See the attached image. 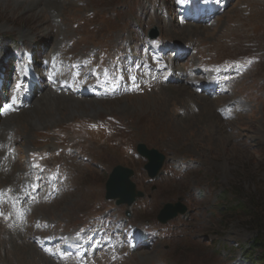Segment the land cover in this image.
<instances>
[{"label":"rangeland","instance_id":"1","mask_svg":"<svg viewBox=\"0 0 264 264\" xmlns=\"http://www.w3.org/2000/svg\"><path fill=\"white\" fill-rule=\"evenodd\" d=\"M139 1L0 0V264H249L264 236V0ZM43 86L97 112L30 122ZM141 142L166 155L156 178ZM119 164L131 207L106 199Z\"/></svg>","mask_w":264,"mask_h":264},{"label":"water","instance_id":"2","mask_svg":"<svg viewBox=\"0 0 264 264\" xmlns=\"http://www.w3.org/2000/svg\"><path fill=\"white\" fill-rule=\"evenodd\" d=\"M157 35L156 31L151 34L152 37ZM137 151L148 160L144 166L148 175L151 178H156L164 166L166 155L157 148H149L142 142L137 145ZM134 174V169L122 164L116 165L110 172L106 182V199L115 200L117 205L126 204L131 207L138 198L144 197V192L137 188L136 183L132 179ZM188 209L183 199L179 198L174 203H165L160 209L157 219L160 223L166 224L179 215L186 214ZM127 215L130 216L131 212L127 211Z\"/></svg>","mask_w":264,"mask_h":264},{"label":"bare ground","instance_id":"3","mask_svg":"<svg viewBox=\"0 0 264 264\" xmlns=\"http://www.w3.org/2000/svg\"><path fill=\"white\" fill-rule=\"evenodd\" d=\"M47 2V0H31V2H29V5L27 6V9L28 10H37V11H42L43 9L41 8V3L42 2ZM139 1V0H138ZM211 1V2H210ZM141 2V1H139ZM190 2L192 3L191 4V7H190ZM196 2L197 0H185V5H187L186 9L188 10H192L194 8V6H196ZM205 4L202 5L200 8L201 12L205 13V11H208V15H211V13H215L217 12L218 9V6L217 5H214L212 3V0H205L204 1ZM141 4V3H140ZM144 5V4H143ZM45 7V6H44ZM24 9V7L22 8ZM186 10V11H187ZM58 12V11H57ZM200 12V11H199ZM36 13V12H35ZM43 13V12H42ZM41 13V14H42ZM190 13V12H189ZM40 15V14H39ZM38 15V16H39ZM154 15V18L156 17L155 14H152ZM43 19V18H41ZM159 19L161 20L162 18L159 17ZM183 19H189L188 15L185 17H183ZM45 20V19H43ZM44 22V21H43ZM178 22H182L181 20H178ZM42 28L45 30V31H48L49 30V27L46 26L45 24H43ZM198 28V27H197ZM188 29V28H187ZM186 29V30H187ZM195 29V28H194ZM200 29V28H199ZM193 31V29H192ZM192 31H183L181 33V35H185V36H188L189 34L190 35H196V31L192 33ZM32 35V32L31 30H25V31H22V35L23 37L25 38H29L30 36ZM69 84V83H68ZM47 86H43V90H42V97L40 99H35V101L37 102V106H42L44 105V111L42 113L40 112H37L36 109H29L27 111V114L25 115V119L27 118L30 122H34L36 123L37 125L39 126H45V125H48L52 122H55V121H64L67 120L69 117H71L72 115L74 116L75 114H78L82 111V108L85 109V111H91L92 113H96L97 112V109L94 108V105L92 107V105L88 104L86 101H75V100H72V99H62V100H59V99H56V98H52L50 97V90H45ZM68 88V86H67ZM69 89V88H68ZM63 92H66V89H63L62 93ZM80 91H78L77 93H79ZM171 92V91H170ZM178 92L180 93H187L186 92V87H179L178 88ZM75 93V92H74ZM200 97V96H199ZM202 98V107H204L205 109V112H208L209 114H211L209 111L211 109H213V102L209 100V98L205 97H200ZM170 101V100H169ZM155 103V102H154ZM93 104H95V106H99L101 107V104L100 102H93ZM148 104V103H147ZM159 107L162 108L161 104L158 103ZM19 105V104H18ZM103 105V104H102ZM43 107V106H42ZM82 107V108H81ZM86 107V108H84ZM102 108V107H101ZM13 110V107H11L8 111H11ZM213 112V111H212ZM213 115V114H212ZM210 117V116H209ZM205 120V119H204ZM8 121V119H7ZM5 122V121H4ZM2 123V122H1ZM69 125V124H68ZM4 127V126H3ZM5 127H8L7 124ZM3 130V129H2ZM5 130V129H4ZM8 177V176H7ZM70 186V185H69Z\"/></svg>","mask_w":264,"mask_h":264},{"label":"trees","instance_id":"4","mask_svg":"<svg viewBox=\"0 0 264 264\" xmlns=\"http://www.w3.org/2000/svg\"><path fill=\"white\" fill-rule=\"evenodd\" d=\"M255 224L260 228H264V218L256 219ZM245 259H249V264H264V236L254 238L245 250Z\"/></svg>","mask_w":264,"mask_h":264},{"label":"snow or ice","instance_id":"5","mask_svg":"<svg viewBox=\"0 0 264 264\" xmlns=\"http://www.w3.org/2000/svg\"><path fill=\"white\" fill-rule=\"evenodd\" d=\"M11 108L10 105H6L4 106V108L0 109V112H4V111H8L9 109ZM36 167H39V165H35ZM0 196H3V192H0ZM0 203H2V201H0ZM4 213L3 212H0V216H3Z\"/></svg>","mask_w":264,"mask_h":264}]
</instances>
